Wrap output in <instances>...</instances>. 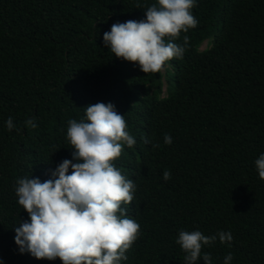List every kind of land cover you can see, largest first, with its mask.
Wrapping results in <instances>:
<instances>
[{
	"label": "trees",
	"instance_id": "trees-1",
	"mask_svg": "<svg viewBox=\"0 0 264 264\" xmlns=\"http://www.w3.org/2000/svg\"><path fill=\"white\" fill-rule=\"evenodd\" d=\"M153 2L0 0L4 264H48L14 243L13 228L27 213L13 185L18 176L48 179L63 158L71 160L67 121L97 101L114 104L136 141L113 161L138 180L141 231L122 264H184L175 237L193 228L231 233V241L217 236L202 245L212 264H223L228 252L231 264H264V179L254 166L264 152V0H197V25L175 41L189 37L183 56L144 73L102 38L114 22L144 18ZM29 117L37 127L24 125Z\"/></svg>",
	"mask_w": 264,
	"mask_h": 264
},
{
	"label": "clouds",
	"instance_id": "clouds-1",
	"mask_svg": "<svg viewBox=\"0 0 264 264\" xmlns=\"http://www.w3.org/2000/svg\"><path fill=\"white\" fill-rule=\"evenodd\" d=\"M196 3L154 0L144 8V18L112 23L103 32V44L117 58L135 62L142 72L156 73L167 61L183 56L189 37L175 41L197 25L192 13ZM83 109V117L67 121L65 137L72 159L63 158L43 181L35 176L16 178V202L27 219L13 228V240L20 253L48 264H122L141 231L136 210L138 180L127 170L122 174L113 161L122 146L132 147L136 141L112 102L97 101ZM4 124L8 130L15 127L11 116ZM24 125L37 127L32 117ZM163 140L168 144L172 138L165 133ZM254 166L264 179V152L255 158ZM162 175L169 179V170ZM217 236L222 243L232 239L223 230L214 235L197 228L178 230L175 242L184 252V264H196L199 259L212 264L209 253L201 250ZM231 260V252L223 256V264Z\"/></svg>",
	"mask_w": 264,
	"mask_h": 264
}]
</instances>
